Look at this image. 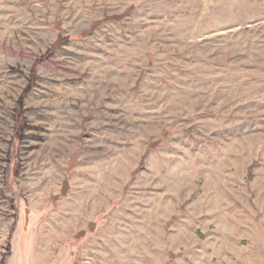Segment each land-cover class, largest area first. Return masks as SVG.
I'll list each match as a JSON object with an SVG mask.
<instances>
[{
  "label": "rangeland",
  "instance_id": "rangeland-1",
  "mask_svg": "<svg viewBox=\"0 0 264 264\" xmlns=\"http://www.w3.org/2000/svg\"><path fill=\"white\" fill-rule=\"evenodd\" d=\"M0 264H264V0H0Z\"/></svg>",
  "mask_w": 264,
  "mask_h": 264
},
{
  "label": "bare ground",
  "instance_id": "bare-ground-1",
  "mask_svg": "<svg viewBox=\"0 0 264 264\" xmlns=\"http://www.w3.org/2000/svg\"><path fill=\"white\" fill-rule=\"evenodd\" d=\"M188 255V254H187Z\"/></svg>",
  "mask_w": 264,
  "mask_h": 264
}]
</instances>
